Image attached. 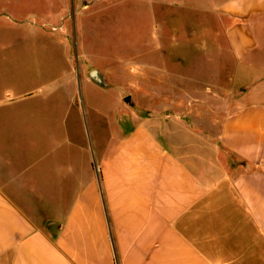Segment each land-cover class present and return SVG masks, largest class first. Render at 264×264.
<instances>
[{
  "label": "crops",
  "instance_id": "obj_1",
  "mask_svg": "<svg viewBox=\"0 0 264 264\" xmlns=\"http://www.w3.org/2000/svg\"><path fill=\"white\" fill-rule=\"evenodd\" d=\"M136 1L161 17L164 78L190 80L186 48L204 58L192 80L208 75L218 88L211 98L222 105L209 108L220 120L201 124L199 108H188L190 124L166 109L160 126L114 127L96 163L68 124V187H60L68 207L59 219L39 212L57 208L52 188L65 182L39 175L52 141L43 158L0 155V264H264V0ZM174 12L199 15L186 25L192 40L169 21Z\"/></svg>",
  "mask_w": 264,
  "mask_h": 264
},
{
  "label": "rangeland",
  "instance_id": "obj_2",
  "mask_svg": "<svg viewBox=\"0 0 264 264\" xmlns=\"http://www.w3.org/2000/svg\"><path fill=\"white\" fill-rule=\"evenodd\" d=\"M173 15L168 20L179 21L185 30L187 23L199 21L196 14ZM160 23L161 17L156 19L144 1L8 0L6 14L0 15V150L5 152L0 155L43 158V143L52 141L44 143L51 151L42 159L39 175L50 174L52 181L64 175L65 182H55L52 198L57 208L41 209L43 216L59 219L68 207V193L60 195V187H68V124L96 163L98 143L106 145L114 127L132 128L144 119L160 126L166 109L182 112L190 124L194 119L184 112L191 108H199L201 124L220 120L209 108L222 105V99L211 98L218 88L208 75L192 80L194 65L204 64L195 48L185 49L190 80L162 76ZM191 36L186 30L185 40ZM94 68L106 75L111 87L102 88L90 79L88 72ZM68 92L74 104L71 114ZM27 93L33 94L13 104L3 102L14 97L11 94ZM33 142L40 146L33 147ZM80 152L75 149L72 156L80 157Z\"/></svg>",
  "mask_w": 264,
  "mask_h": 264
},
{
  "label": "water",
  "instance_id": "obj_3",
  "mask_svg": "<svg viewBox=\"0 0 264 264\" xmlns=\"http://www.w3.org/2000/svg\"><path fill=\"white\" fill-rule=\"evenodd\" d=\"M88 76L90 77V79L96 83L98 86L102 87V88H109L111 87V84L109 83V81L107 80V77L104 73H102L99 69L94 68L92 70H90L88 72ZM126 101L127 103L131 104L132 103V97L130 95H128L126 97ZM57 222L55 220H50L47 223V227L50 230H54V228L56 227Z\"/></svg>",
  "mask_w": 264,
  "mask_h": 264
}]
</instances>
